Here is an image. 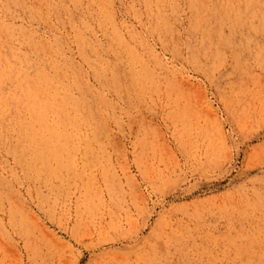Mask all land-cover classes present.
Masks as SVG:
<instances>
[{
  "label": "rangeland",
  "instance_id": "obj_1",
  "mask_svg": "<svg viewBox=\"0 0 264 264\" xmlns=\"http://www.w3.org/2000/svg\"><path fill=\"white\" fill-rule=\"evenodd\" d=\"M0 264H264V0H0Z\"/></svg>",
  "mask_w": 264,
  "mask_h": 264
}]
</instances>
